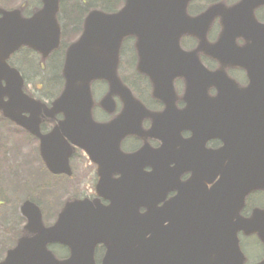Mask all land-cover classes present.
<instances>
[{"label":"flooded vegetation","instance_id":"flooded-vegetation-1","mask_svg":"<svg viewBox=\"0 0 264 264\" xmlns=\"http://www.w3.org/2000/svg\"><path fill=\"white\" fill-rule=\"evenodd\" d=\"M242 1L190 0L186 11L190 16H197L211 6L228 10ZM252 2L256 4L254 17L264 24V0ZM127 4L128 0H58L60 48L47 59H42L39 53L22 46L11 56L10 63L14 65L13 58L24 54L29 64L34 54L39 57L40 64L48 60L63 64L66 48L74 41L76 32H81L90 12L101 10L116 13L125 9ZM174 4L175 0H168L167 5L157 4L152 8L157 14L167 13L172 17L176 9ZM44 6L45 0H0V8L17 10L26 18L32 17ZM180 8L177 6V11ZM243 15L238 12L233 18ZM222 31V16L218 15L210 26L204 46L198 37L183 35L180 38L182 52L177 51V56L182 63L195 65V76L187 78L175 75L174 69L166 70V80L157 86L156 92L149 76L137 70L141 60L136 46L137 37L127 36L124 39L118 73L122 83L130 88L143 108L135 104L137 115L134 121L138 132L128 134L121 140L115 139L110 144L115 143L113 147L125 154L143 149L144 152L134 161L122 155L107 156L101 168L105 175L109 174L110 181L107 187L98 188L100 164L89 159L82 149L75 148L70 159L74 174L79 165L85 162L87 173L84 174L88 175L90 182L88 186L85 185L83 177L82 183L86 187L81 188L82 183L75 188L69 187L70 191L65 197L64 188L57 189L56 199L47 202L49 205L44 204L43 199L32 197L41 207L46 226L53 225L65 204L76 199L87 201L90 210H109L119 200L122 211L131 209L144 212L148 207L142 202H147L148 197L142 199L138 196L146 187L141 177L144 175L149 178L151 174L155 178L160 173L168 178V190L163 201L159 202V198L154 197L153 205L158 207L165 201L169 203L172 209L171 239H190L191 231L187 234L183 227L187 224H193V230L206 224L217 227L216 239L219 228L242 225L247 227V230L238 231L239 246L244 255L243 264L264 263V240L260 236V233L264 234V43H258L262 38L257 36L254 43V37H249L248 31L247 34L235 31L231 43L217 46ZM175 46L170 44L169 37L162 39L158 52L152 56L156 59L154 64L165 66L174 63ZM92 89L93 117L96 121L110 123L122 114L125 102L121 94L125 95L126 92L118 91L120 94L115 93L104 106L102 101L111 92L110 83L96 80ZM0 117L9 121L1 113ZM63 119L62 113L57 114L54 120L44 116L42 130L48 132L53 127V121L58 124ZM10 123L24 131L13 122ZM39 158L43 165L41 170L44 174L48 173L44 161ZM160 160L163 163L161 170ZM22 166L26 171L29 162H24ZM48 174L57 177L59 182H67L70 186L74 184V174ZM123 177L127 179L119 188L114 183ZM250 185L252 188L247 190ZM154 186L157 188L155 180ZM43 191H39L41 195ZM29 195L13 210V213L19 212V217L8 227V242L0 237V263L10 250L16 248L20 239H30L35 235L28 229V218L21 212V205ZM8 200L9 193L0 191V207H4ZM48 206L57 208L52 210ZM98 215L94 217L98 219ZM122 216L125 220L126 215ZM99 217L101 219V215ZM0 228L3 232L1 225ZM48 248L59 261H65L72 255L70 248L62 243L49 244ZM106 254V245L98 243L90 260L76 264H103Z\"/></svg>","mask_w":264,"mask_h":264},{"label":"water","instance_id":"water-1","mask_svg":"<svg viewBox=\"0 0 264 264\" xmlns=\"http://www.w3.org/2000/svg\"><path fill=\"white\" fill-rule=\"evenodd\" d=\"M188 1L176 0V6L181 5L184 14L174 16L172 27L167 23V17L157 18L152 14V9L145 8L154 4L155 0H129L127 8L114 14L92 11L85 20L83 34L67 50L62 71L65 84L61 95L53 102L51 108L23 92L24 80L16 68L8 65L7 59L22 45L42 52L44 57L59 46L60 27L56 19L58 1L45 0V7L30 19L22 18L18 11L0 10L3 13L0 18V110L40 138V152L50 170L55 173L71 172L68 161L72 151L70 145L62 140L63 135H68L74 143L85 148L92 156L98 153L104 156L106 146L111 143L109 132L121 121L117 120L112 124H98L93 121L91 82L95 79L108 80L112 88L109 97L123 88L117 67L120 46L125 36H138L139 49L143 54L148 52L145 46L147 38L162 36L167 33L164 31L169 29H174L176 38L183 33H189L204 41L213 18L219 14L223 17L224 29L218 44L230 43L235 31L241 34L248 31L254 37V43L256 36L262 38L258 43H264V24L255 19L253 11L256 4L254 5L252 0H243L226 11L224 8L218 10L215 6L195 18H189L185 14ZM138 6H144L143 10H139ZM238 12L243 13V17L233 18ZM158 20L159 27L156 23ZM161 21L165 24H161ZM202 45H205V42ZM172 68L169 67L168 70ZM139 70L151 78H159V75L152 71V67L145 65L143 61ZM5 97L9 99L5 101ZM108 100V97L104 100V106ZM43 111L52 117L59 112L65 116L61 127L54 128L46 135L40 131V117ZM24 112L29 113V116H24ZM127 132L132 130L128 129L123 134ZM238 135L240 139V131ZM110 152L114 154V150ZM129 157L136 160L139 156L132 154L128 155ZM159 163L161 170L163 163L161 160ZM142 180L149 186H152L154 180L157 182V188L152 191L159 197V202L162 201L167 191V177L159 173L158 177L154 178L150 174L149 178ZM106 181L104 178L99 186L103 187ZM121 181L120 179L114 184L120 188ZM250 188L251 185L247 190ZM121 204L117 200L115 206L109 210H95L96 214L101 215V219L99 215L98 219H94V211L81 206L85 205V202H73L66 205L53 227L45 228L39 209L34 203L27 201L22 211L30 221L28 228L37 234L33 239H22L19 246L9 252L6 261L1 264H60L46 248L51 242H61L72 249L73 258L61 264H74V261L84 260L81 252L87 251L91 255L94 245L98 242H103L108 247L105 264H207L208 256H205V253H215L217 250L216 239H204L205 242L201 239H169L170 227L166 224L169 209L166 205L139 214L137 211H122ZM121 214H126V222L121 219ZM104 216L108 217L103 218ZM237 230L223 227V239L219 241L223 251L219 258L223 263L230 260L226 254L230 243L233 245L232 253H239ZM202 242L209 245V248L199 247ZM88 259H91V256Z\"/></svg>","mask_w":264,"mask_h":264},{"label":"rangeland","instance_id":"rangeland-1","mask_svg":"<svg viewBox=\"0 0 264 264\" xmlns=\"http://www.w3.org/2000/svg\"><path fill=\"white\" fill-rule=\"evenodd\" d=\"M35 60L38 61L37 58H35ZM13 62L19 65L22 68L23 73H26V75L31 78V81L27 84V90L30 93L37 98L48 102L54 99L58 93L54 96L52 94L54 92L53 87L47 85L45 82L50 80V73L55 67L53 61L47 64V70H45V72L41 71L40 66H37L36 68L34 66L35 69L29 70L24 54L15 56ZM49 69L51 70L49 71ZM41 81H44V85L41 84ZM39 157L38 141L27 134H24L20 129H17V127L0 117V191L3 193H9L8 202H5L4 207H0V225L3 230V232H1L0 228L1 240H8L6 239L8 227L12 224V221L16 222L19 217V212L17 211L13 213V210L17 209L20 201H23L27 197V194H30L36 199H43L42 202L49 205L51 201L48 199V195L47 198L46 195L43 197L38 196L41 188L48 189V193L54 195L57 189L59 190L63 187L65 190L63 197H65L67 192L70 191L69 187L75 188L80 185L83 182V177H85V185L88 186L90 182V179L87 177L88 175L84 174L87 173L85 162L79 165L78 170L75 171V177L73 179L74 184L70 186L67 182H57L55 179L46 177L47 175H45L44 171L40 168L43 167V165ZM27 161L29 162L27 170H29L25 171L22 164ZM80 187L83 188L86 186L82 183ZM54 200L55 198L53 197L52 201ZM48 208L55 210L57 207L48 206Z\"/></svg>","mask_w":264,"mask_h":264},{"label":"bare ground","instance_id":"bare-ground-1","mask_svg":"<svg viewBox=\"0 0 264 264\" xmlns=\"http://www.w3.org/2000/svg\"><path fill=\"white\" fill-rule=\"evenodd\" d=\"M157 23V22H156Z\"/></svg>","mask_w":264,"mask_h":264}]
</instances>
